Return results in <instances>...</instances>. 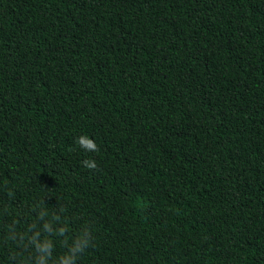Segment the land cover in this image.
<instances>
[{"label":"trees","instance_id":"obj_1","mask_svg":"<svg viewBox=\"0 0 264 264\" xmlns=\"http://www.w3.org/2000/svg\"><path fill=\"white\" fill-rule=\"evenodd\" d=\"M0 264H264V0H0Z\"/></svg>","mask_w":264,"mask_h":264},{"label":"clouds","instance_id":"obj_2","mask_svg":"<svg viewBox=\"0 0 264 264\" xmlns=\"http://www.w3.org/2000/svg\"><path fill=\"white\" fill-rule=\"evenodd\" d=\"M78 143L86 150L95 151L97 148L95 142L93 140L87 138L86 136H81L78 139ZM84 163L88 168H95L96 167V164L94 161H84Z\"/></svg>","mask_w":264,"mask_h":264}]
</instances>
